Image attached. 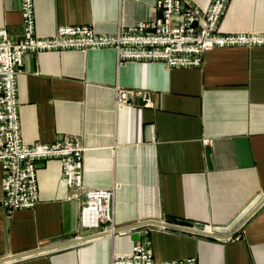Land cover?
<instances>
[{
	"label": "crops",
	"instance_id": "crops-1",
	"mask_svg": "<svg viewBox=\"0 0 264 264\" xmlns=\"http://www.w3.org/2000/svg\"><path fill=\"white\" fill-rule=\"evenodd\" d=\"M207 9L212 0H192ZM36 30L88 25L99 33L154 20L157 0H35ZM220 28L264 32V0H231ZM0 28L17 41L21 0H0ZM148 92L116 104L117 88ZM23 140L53 143L78 136L84 184L116 187L117 229L146 221L229 235L264 198V46L207 51L200 67L118 61L113 48L29 53L18 78ZM60 160L41 161L40 202L11 211L0 205V258L97 234L80 228L81 200L69 198ZM3 170L0 164V202ZM157 261L264 264V204L224 239L158 225L100 236L1 264H105L131 252L142 232Z\"/></svg>",
	"mask_w": 264,
	"mask_h": 264
},
{
	"label": "built area",
	"instance_id": "built-area-1",
	"mask_svg": "<svg viewBox=\"0 0 264 264\" xmlns=\"http://www.w3.org/2000/svg\"><path fill=\"white\" fill-rule=\"evenodd\" d=\"M22 1L23 32L15 41L0 28V164L4 198L0 205L16 211L33 209L40 202L38 168L41 161L60 160L64 181L81 200L82 230L114 232L116 187L90 189L84 184V155L88 150L78 136L53 143H26L20 120L18 78L29 53L113 48L120 64L126 61L162 62L166 68L200 67L207 51L224 47L264 46V32L226 33L220 28L231 0H212L207 9L192 0H157L156 19L122 28L117 34L97 32L88 25L60 26L52 36L36 30L35 0ZM149 105L148 92L117 88L116 104L130 105L136 95ZM110 224V225H109ZM108 225V226H107ZM105 264H197L196 258L157 261L148 236L127 254H112Z\"/></svg>",
	"mask_w": 264,
	"mask_h": 264
},
{
	"label": "water",
	"instance_id": "water-1",
	"mask_svg": "<svg viewBox=\"0 0 264 264\" xmlns=\"http://www.w3.org/2000/svg\"><path fill=\"white\" fill-rule=\"evenodd\" d=\"M264 204V198L263 200L248 214L246 215V218H244V220L235 228V230H233V232H231L229 235H221L218 234L216 232H212V231H208L206 229H202V228H195V227H188V226H181V225H174V224H169L166 222H158V221H146V222H141L138 223L136 225L133 226H127V227H123V228H119L116 229L113 233L117 234L120 232H124L127 231L128 229H133L136 227H140V226H144V225H158V226H162V227H166V228H174V229H179L182 231H186V232H191V233H195V234H199V235H204V236H209V237H216L217 238H224V239H229L232 238L235 233L257 212V210ZM112 232H101V233H97V234H92L89 236H85L81 237V238H76L74 240H70L67 242H63V243H59V244H54V245H50V246H46L43 248H39L37 250H32L30 252H24V253H20V254H15L13 256H9V257H5V258H0V264L1 263H5V262H10V261H14V260H19L25 257H29L35 254H38L39 252H47V251H52V250H56V249H60L66 246H70L73 244H77V243H81L90 239H94L100 236H107V235H112Z\"/></svg>",
	"mask_w": 264,
	"mask_h": 264
},
{
	"label": "rangeland",
	"instance_id": "rangeland-1",
	"mask_svg": "<svg viewBox=\"0 0 264 264\" xmlns=\"http://www.w3.org/2000/svg\"><path fill=\"white\" fill-rule=\"evenodd\" d=\"M69 189V188H68ZM70 190V195H72V193H73V191H71V189H69ZM69 195V196H70ZM115 222V221H114ZM110 225V224H109ZM108 226V225H107ZM80 228H81V225H80ZM145 236H148V238H150V236H149V231H144V232H142V234H141V236H140V240H137L136 242H138V241H141V240H143L144 239V237ZM151 240V239H150ZM136 242H134V244L136 243ZM133 244V245H134Z\"/></svg>",
	"mask_w": 264,
	"mask_h": 264
},
{
	"label": "bare ground",
	"instance_id": "bare-ground-1",
	"mask_svg": "<svg viewBox=\"0 0 264 264\" xmlns=\"http://www.w3.org/2000/svg\"><path fill=\"white\" fill-rule=\"evenodd\" d=\"M109 232V231H108ZM113 233V232H112ZM112 235H115L114 233Z\"/></svg>",
	"mask_w": 264,
	"mask_h": 264
}]
</instances>
